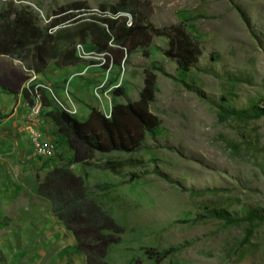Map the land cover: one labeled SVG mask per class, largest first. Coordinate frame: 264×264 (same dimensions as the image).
Segmentation results:
<instances>
[{"label": "rangeland", "instance_id": "1", "mask_svg": "<svg viewBox=\"0 0 264 264\" xmlns=\"http://www.w3.org/2000/svg\"><path fill=\"white\" fill-rule=\"evenodd\" d=\"M21 8L54 35V51L77 57L64 66L50 60L39 74L57 92L72 76L76 117L81 102L102 112L99 101L107 108L138 99L152 72L148 109L159 124L136 150L95 151L87 162L70 163L72 154L45 112L43 135L56 151L49 157L34 151L24 97V122L9 129L16 142L2 135L0 264H90L51 201L37 192L55 166L82 175L86 194L122 227L92 264H264V219L245 218L250 211L264 215V0H0L4 15ZM55 19L60 22L49 28ZM176 24L200 49L187 70L164 54L168 38L151 30ZM129 25L143 29L117 41ZM7 64L26 77L19 59L0 56L1 73ZM58 68L55 86L50 77ZM101 84L99 100L94 86ZM8 88L0 86L1 118L24 96ZM229 109L244 113L225 115ZM212 209L236 220L215 217Z\"/></svg>", "mask_w": 264, "mask_h": 264}, {"label": "trees", "instance_id": "2", "mask_svg": "<svg viewBox=\"0 0 264 264\" xmlns=\"http://www.w3.org/2000/svg\"><path fill=\"white\" fill-rule=\"evenodd\" d=\"M109 21L114 30L116 18ZM59 22V19H55L50 22L49 27ZM141 29L142 26L129 25L126 32L117 35V41L138 34ZM151 30L168 38L164 54L174 59L180 69L187 70L197 62L200 54L198 43L183 25L151 27ZM54 39V35L40 27L23 8L13 9L9 15L0 13V54L19 59L25 68L41 73L48 62L54 59L60 60V66L74 64L77 57H73V52L68 54L54 51ZM101 49H107V41ZM4 66L2 73L0 70L1 88L8 91V87H11L14 92L20 89L28 100V93L22 88L26 79L23 72L10 64ZM114 91L120 94L118 89ZM154 92L155 75L148 72L138 99L115 103L110 118H106L96 107L90 106L87 118L79 120L60 110L46 94H43V113L53 123L55 134L63 137L72 154L70 163L87 162L95 151H133L140 147L145 133L153 132L159 124V119L148 109ZM231 113L243 114L244 111L229 109L225 115ZM37 192L51 201L54 214L72 231L77 247L86 254L90 264L92 258L102 259L105 256L107 246L116 241L113 234L122 231V227L86 194L84 177L74 174L67 166L53 167L37 186ZM211 214L226 221L236 220L223 210L212 209ZM245 218L251 222L254 219H264V215H255L250 211ZM247 231L250 233L251 226Z\"/></svg>", "mask_w": 264, "mask_h": 264}, {"label": "built area", "instance_id": "3", "mask_svg": "<svg viewBox=\"0 0 264 264\" xmlns=\"http://www.w3.org/2000/svg\"><path fill=\"white\" fill-rule=\"evenodd\" d=\"M116 15L114 16L116 17ZM77 50L81 57L86 56L81 44L77 45ZM106 53V51H102L100 55L102 57L100 64L105 63L106 60L104 54ZM23 69L27 72V77L23 82L22 88L27 91L29 97V100L26 101V132L34 151L41 157H49L52 156L56 151V146L52 141L44 138L41 128V117L43 110L45 109L43 105V94H46L50 101L60 110L72 116H76L78 114V106L72 94L70 93V79H68L67 83L63 85L61 91L57 92L51 82L40 79L38 73L33 69H28L25 67H23ZM102 86L103 84L94 86L95 95L99 100H101L100 92ZM99 102H101L103 115L106 118H110L112 107L111 104H109V106L106 108L102 101Z\"/></svg>", "mask_w": 264, "mask_h": 264}, {"label": "crops", "instance_id": "4", "mask_svg": "<svg viewBox=\"0 0 264 264\" xmlns=\"http://www.w3.org/2000/svg\"><path fill=\"white\" fill-rule=\"evenodd\" d=\"M0 56H4V55L0 54ZM45 69H47V68H45ZM19 70L21 71V69H19ZM56 70L59 73H53V76L50 77L52 82H54L55 86L60 84L59 79L61 78V72H62V71H60L59 68L55 69L54 71H56ZM43 71L41 73H39V74H44ZM57 89L58 88H56V90ZM6 96L8 97L9 94H6ZM82 103L83 102H81V104L80 103L79 104L82 105L84 107V109L82 110L80 117H77V118L79 120L84 121L87 118L88 114H89V108L88 107L90 105H93V103H91V104L90 103H87V104L83 103L82 104ZM23 105H24V96L20 92L18 94L17 101L15 102L13 100V111H12V113L9 114L8 116L4 117V118L0 117V139L1 140H2V135L5 136L4 138H8L10 142L13 140V138H11V135L13 134V132H9V129L12 130V131H13V129L19 130L20 125L24 122ZM78 110H79V106H78ZM0 111H1V109H0ZM42 128H43V126H42ZM13 141H15V140H13ZM3 142H4L3 140L0 141V149H6V147H4V146L2 147L1 146V145H3L2 144Z\"/></svg>", "mask_w": 264, "mask_h": 264}, {"label": "clouds", "instance_id": "5", "mask_svg": "<svg viewBox=\"0 0 264 264\" xmlns=\"http://www.w3.org/2000/svg\"><path fill=\"white\" fill-rule=\"evenodd\" d=\"M24 67V66H23ZM38 73V72H37ZM27 74V73H26ZM38 75H39V73H38ZM26 77H27V75H26ZM69 79H72V76L71 77H69ZM24 82V81H23ZM111 109H112V107H111ZM78 112H79V110H78ZM74 117H76V116H74ZM42 128V127H41ZM28 135V134H27Z\"/></svg>", "mask_w": 264, "mask_h": 264}]
</instances>
